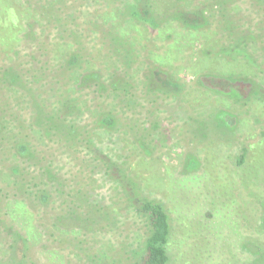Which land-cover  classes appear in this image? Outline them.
Segmentation results:
<instances>
[{
  "label": "rangeland",
  "instance_id": "rangeland-1",
  "mask_svg": "<svg viewBox=\"0 0 264 264\" xmlns=\"http://www.w3.org/2000/svg\"><path fill=\"white\" fill-rule=\"evenodd\" d=\"M154 5L148 27L121 0H0L4 262L8 220L40 233L20 264H135L146 228L127 174L169 212L170 264H264V72L217 54L243 33L264 68V0H186L193 29L168 18L173 0ZM65 96L78 108L49 130L36 116Z\"/></svg>",
  "mask_w": 264,
  "mask_h": 264
},
{
  "label": "trees",
  "instance_id": "trees-1",
  "mask_svg": "<svg viewBox=\"0 0 264 264\" xmlns=\"http://www.w3.org/2000/svg\"><path fill=\"white\" fill-rule=\"evenodd\" d=\"M156 1L158 0H121V6L123 5L125 10L127 11V12L125 11V14L128 13L127 16L130 17L129 19L130 23H133V21H140L141 23H143V25L148 26V27L149 26L150 27L161 26L163 25L162 21L164 20V18L161 17L163 20L156 18V17L153 18V15H156L155 10H157L154 5ZM184 1L186 0H173V2L175 3V11L168 18L171 20H174L175 22H180L181 24H183L184 27L189 28V29L199 27L200 24H198V22L202 20V16H200V14H196L195 17H190V13L186 9V7L183 5ZM158 15L160 16V14ZM120 21H122L121 18H120ZM132 26L134 27V25H131V27ZM241 35H239V33L235 34V41L229 45L221 46L217 50L218 51L217 54L221 55L222 57H225V56L231 57L232 59H235V60L236 59L248 60V61L250 60L252 65H254V67H257L261 69L262 72H264V68L261 67L260 62L254 60L250 55L251 53H249V48H248L249 45L244 40L247 37V35L243 34L242 38H239V36ZM0 38L7 39L8 36L6 33H4L0 36ZM116 43L117 42L113 38L112 42L108 43L109 50L111 47L113 49L117 47ZM115 50H117V48L114 49L113 52ZM115 54H117V57H119V60L128 64L126 62L130 59V53L128 52V50L123 49V50L117 51ZM73 62L75 63L76 59H73ZM126 64L124 66L126 67V69H128ZM7 70H9V68L5 69L6 72ZM12 71L14 72L13 74L15 76V78H13L12 80H15V79L18 80V78L21 77L20 74L19 73L17 74V71H15V69H12ZM89 74L90 73L84 74L81 78L87 77ZM216 74L219 75L220 77V78L217 77L218 79H223L226 77L224 75L222 76L220 73H217V72ZM249 86L251 87V85ZM235 91L239 94V96L241 94L242 98L246 99L243 94L248 92L249 90L247 89L240 90L239 87H236ZM251 91H252L251 92L252 94L253 89ZM228 94L229 93H227V95ZM241 96L234 97V99L237 100L241 98ZM61 101H62L61 106H58V108H53L49 111V112H52L53 114L51 113L50 115L48 114L47 116V113H46L44 116H42L41 113L39 112L38 115L36 116L37 120L39 119V121H44L46 123V125L49 127V130L52 129V127L54 128V126L57 123V120L60 119V114H69L78 108L77 107L78 100L75 98H71L70 96L68 97L65 96L63 97ZM242 102L247 103L248 101L246 99L245 102L243 100ZM54 106H57V104ZM242 162H243V157L241 159V163ZM104 163L106 164L105 161ZM107 164H108V168H111L110 167L111 163L107 162ZM115 164L119 166L118 169L120 172H124L123 170L124 168L122 166H120L118 163H115ZM123 177L126 180L125 188L128 193L127 196H129L128 198H129V201L131 202L133 209L138 214H140V216H142L145 220V228H146L145 236L141 244L139 245V247L134 248L132 251L135 254V256H137V261L135 264H170V255L168 251V246H169L170 238L172 236V222H171V217L169 215V212L166 206L164 205L162 201L156 198H151V197L142 195V193L139 192V190H141V186L137 184L135 180H133L132 176L124 174ZM124 179L121 180L120 176L117 177V180H120V182L122 181L124 182ZM127 187H128V190H127ZM80 191L81 189H79V192ZM73 195L74 193H71V196ZM72 207L73 206H70L69 213H72V210H73ZM88 213H89L88 215L86 214L83 215L84 222H86L88 225H90V221H92V223L95 224L97 221L96 218H98L99 216L100 217L102 216L101 209H90ZM9 222L10 221L7 220V223H8L7 227L6 225L5 227L3 225V228H2V232L6 233L5 235L9 236L10 239L12 240L11 241V246H12L11 252L9 254L8 259L5 260V262L9 261L12 263L14 261L15 264H20L21 262H23L24 258L27 257L28 255L27 251H29V249L31 248L30 237L35 238V240H38L40 233L38 235L35 232L30 233V237H29L28 234H25L21 232L20 229H17L15 224H11ZM104 256H106L105 253H102L101 255L99 254V256L91 255V259L93 257H97V260L101 261V259ZM5 262H4V257H1L0 264H6Z\"/></svg>",
  "mask_w": 264,
  "mask_h": 264
}]
</instances>
